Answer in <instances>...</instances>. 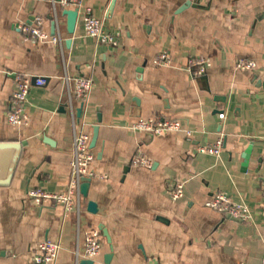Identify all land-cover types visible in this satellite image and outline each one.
I'll return each instance as SVG.
<instances>
[{
  "label": "crops",
  "instance_id": "crops-1",
  "mask_svg": "<svg viewBox=\"0 0 264 264\" xmlns=\"http://www.w3.org/2000/svg\"><path fill=\"white\" fill-rule=\"evenodd\" d=\"M85 7L119 34L116 45L84 35ZM37 17L60 43L23 30ZM162 52L170 61L156 64ZM194 58L205 59L203 73L189 70ZM238 59L256 66L238 69ZM17 76L46 83L30 87L28 121L15 126L6 114ZM77 77L92 81L86 99L74 94ZM139 118L177 120L182 129L138 131ZM74 129L89 136L96 174L79 213L52 201L37 206L31 189L68 186ZM218 140V156L197 151ZM10 146L17 155L5 159ZM135 156L151 166L134 165ZM175 181L183 183L176 200ZM218 191L246 205L249 219L205 207ZM92 228L102 247L85 259L83 235ZM46 239L60 246L51 264H105L109 244L110 264H261L264 0H0V264H36Z\"/></svg>",
  "mask_w": 264,
  "mask_h": 264
},
{
  "label": "built area",
  "instance_id": "built-area-1",
  "mask_svg": "<svg viewBox=\"0 0 264 264\" xmlns=\"http://www.w3.org/2000/svg\"><path fill=\"white\" fill-rule=\"evenodd\" d=\"M54 3V0H52ZM59 5L65 7L75 5L77 0H58ZM81 23L83 26L84 35L93 39L96 43L104 45H116L118 33H110L103 27L102 20L93 14L90 7H85L81 15ZM23 30L30 37L37 41L49 42L53 44L60 43L59 35H49L42 29V19L37 17L33 25L24 27ZM170 61L169 56L162 52L155 58L156 64H167ZM205 59L194 58L187 61L190 71L196 74L205 71ZM236 68L241 70H253L256 64L253 61L238 59L235 64ZM65 81L68 78L65 77ZM46 83L43 77L31 78L29 76H17L15 79V89L11 96L10 109L6 114L7 122L11 125H25L28 121V115L25 110V104L30 87L34 84L42 86ZM92 81L87 77H77L74 84V94L80 99H86L90 93ZM73 113V112H72ZM133 129L162 135L169 132H176L182 129V126L177 120L169 119H153L139 118L133 125ZM75 128V127H74ZM191 132L186 131V136L189 137ZM221 141H216L213 145H200L197 151L218 156L221 153ZM94 159V154L89 147V136L74 129L72 159L70 162V180L67 188L59 193H49L41 188H33L28 192V196L37 206L42 205L47 201H52L60 204L65 213L75 211L79 213L81 203L80 185L83 177L96 176L95 171L91 168V163ZM134 165L150 167L151 161L141 156H135L132 159ZM171 199H178L183 195V183L175 181L169 191ZM205 207L217 211L219 213L229 215L243 220L249 219L250 210L242 204L234 202L231 197L225 192H215L204 202ZM83 257L85 259H93L99 255L102 247L101 233L97 228L87 230L83 235ZM59 244L49 239L43 240L38 244L37 253L33 256V261L36 264H51L57 258ZM261 264H264V253L261 259Z\"/></svg>",
  "mask_w": 264,
  "mask_h": 264
},
{
  "label": "water",
  "instance_id": "water-1",
  "mask_svg": "<svg viewBox=\"0 0 264 264\" xmlns=\"http://www.w3.org/2000/svg\"><path fill=\"white\" fill-rule=\"evenodd\" d=\"M56 1H58V0H56ZM189 4L190 3L187 2L185 5H189ZM134 102L137 105L138 104V99H134ZM96 137H97V132L94 131L93 137L91 138V146L94 145V143L96 141ZM17 152H18V147L10 146L9 148H6L5 150H3L2 156L5 159H12L14 156L17 155ZM90 180L91 179L89 177H83L81 179L80 193H81L82 196H86L87 190H88V187H89V184H90ZM103 234H104V236L107 237L105 232ZM111 258H112V246H111V244H109V253L104 255L105 264H110Z\"/></svg>",
  "mask_w": 264,
  "mask_h": 264
}]
</instances>
